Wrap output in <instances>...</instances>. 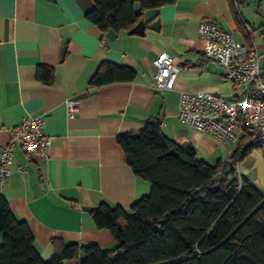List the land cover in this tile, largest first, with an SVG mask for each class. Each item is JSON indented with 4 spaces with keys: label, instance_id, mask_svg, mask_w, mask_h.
I'll return each mask as SVG.
<instances>
[{
    "label": "crops",
    "instance_id": "1",
    "mask_svg": "<svg viewBox=\"0 0 264 264\" xmlns=\"http://www.w3.org/2000/svg\"><path fill=\"white\" fill-rule=\"evenodd\" d=\"M234 6L238 21L228 0H175L142 10L136 2L143 34L122 38L121 31L101 30L86 19L92 0H0V146L26 113L41 115L43 132L52 138L45 163L14 149L0 195L28 224L44 260L52 256L53 238L115 247L111 231L96 227L88 209L102 201L129 208L149 193L150 182L126 163L118 133L139 131L159 116L162 132L182 149L193 148L209 164L230 158L241 131L236 141L220 140L180 121L176 111L182 90L210 89L229 99L233 89L224 69L203 54L201 20L231 29L264 54V0H234ZM162 51L186 68L172 88L157 90L152 60ZM103 62L134 69V79L91 86ZM39 66L53 70L50 83L36 77ZM68 98L80 102L71 118ZM237 173L264 193L260 148L251 147L237 161Z\"/></svg>",
    "mask_w": 264,
    "mask_h": 264
},
{
    "label": "trees",
    "instance_id": "2",
    "mask_svg": "<svg viewBox=\"0 0 264 264\" xmlns=\"http://www.w3.org/2000/svg\"><path fill=\"white\" fill-rule=\"evenodd\" d=\"M174 1L92 0L85 17L101 30L120 32L140 20L142 9ZM228 1L238 21L234 0ZM261 69L264 75V60ZM134 76L130 67L103 62L89 83L96 87ZM36 77L50 83L53 70L39 66ZM240 131L230 158L215 164L168 138L159 116L139 131L118 133L126 163L150 182V190L129 208L102 201L88 209L95 226L109 229L117 241L111 249L53 238L52 256L44 260L28 224L0 195V264H63L69 259L78 264H264V193L235 169L256 134L246 127Z\"/></svg>",
    "mask_w": 264,
    "mask_h": 264
},
{
    "label": "built area",
    "instance_id": "3",
    "mask_svg": "<svg viewBox=\"0 0 264 264\" xmlns=\"http://www.w3.org/2000/svg\"><path fill=\"white\" fill-rule=\"evenodd\" d=\"M197 31L205 58L224 69L225 76L233 82V89L229 99L210 89L182 90L178 96L177 117L220 140L236 141V131L246 127L256 134L250 143L264 153V75L261 69L264 54L237 40L231 29L215 22L201 20ZM152 64L155 67L152 86L157 90L172 88L178 73L186 68L175 63L173 56L166 51L160 52ZM79 103L76 98L66 99L68 117L76 114ZM10 130V138L0 146V188L10 175L9 163L15 148L21 149L29 161L45 163L52 142V138L43 132L41 115L26 113ZM19 168L23 170L25 167L21 165Z\"/></svg>",
    "mask_w": 264,
    "mask_h": 264
},
{
    "label": "water",
    "instance_id": "4",
    "mask_svg": "<svg viewBox=\"0 0 264 264\" xmlns=\"http://www.w3.org/2000/svg\"><path fill=\"white\" fill-rule=\"evenodd\" d=\"M144 21L140 19L133 27L129 30H122L120 37L124 38L127 34H143Z\"/></svg>",
    "mask_w": 264,
    "mask_h": 264
},
{
    "label": "rangeland",
    "instance_id": "5",
    "mask_svg": "<svg viewBox=\"0 0 264 264\" xmlns=\"http://www.w3.org/2000/svg\"><path fill=\"white\" fill-rule=\"evenodd\" d=\"M256 147H257V146H256ZM1 240H2V239H1V235H0V243H1Z\"/></svg>",
    "mask_w": 264,
    "mask_h": 264
}]
</instances>
